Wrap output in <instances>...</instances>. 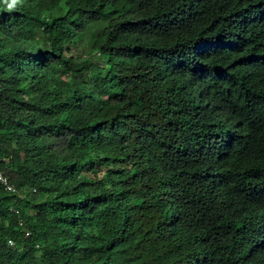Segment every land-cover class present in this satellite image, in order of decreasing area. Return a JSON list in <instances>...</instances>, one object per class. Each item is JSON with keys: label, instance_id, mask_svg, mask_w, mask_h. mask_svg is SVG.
<instances>
[{"label": "trees", "instance_id": "16d2710c", "mask_svg": "<svg viewBox=\"0 0 264 264\" xmlns=\"http://www.w3.org/2000/svg\"><path fill=\"white\" fill-rule=\"evenodd\" d=\"M0 172V264H264V0H0Z\"/></svg>", "mask_w": 264, "mask_h": 264}, {"label": "rangeland", "instance_id": "374dc122", "mask_svg": "<svg viewBox=\"0 0 264 264\" xmlns=\"http://www.w3.org/2000/svg\"><path fill=\"white\" fill-rule=\"evenodd\" d=\"M90 42L86 39L83 38L80 41L76 42L74 46H71L69 48V53L68 56L72 57L74 61L76 62H83L87 61L89 62V67L94 68L95 66H103L105 64V59L100 57L97 53L91 52L89 49ZM70 78H75L76 80H84V82H88L90 80L89 77L86 76V74H71L68 73V76H62L63 79H69Z\"/></svg>", "mask_w": 264, "mask_h": 264}, {"label": "built area", "instance_id": "2783aa9c", "mask_svg": "<svg viewBox=\"0 0 264 264\" xmlns=\"http://www.w3.org/2000/svg\"><path fill=\"white\" fill-rule=\"evenodd\" d=\"M0 187L2 188V190L4 192H7V193H13L14 192V189L12 188L11 185L8 184L7 179L2 175L1 172H0ZM13 212L15 214L17 213L16 210H13ZM18 225H19V227H21L22 226V221H19ZM28 234H29L28 232H24V236L27 237ZM8 244H10V243L8 242Z\"/></svg>", "mask_w": 264, "mask_h": 264}]
</instances>
